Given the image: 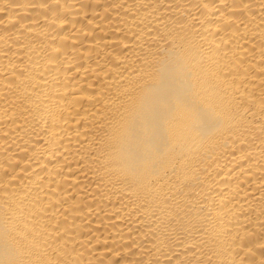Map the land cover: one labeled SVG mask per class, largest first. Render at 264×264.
<instances>
[{
  "label": "bare ground",
  "instance_id": "1",
  "mask_svg": "<svg viewBox=\"0 0 264 264\" xmlns=\"http://www.w3.org/2000/svg\"><path fill=\"white\" fill-rule=\"evenodd\" d=\"M0 264H264V0H0Z\"/></svg>",
  "mask_w": 264,
  "mask_h": 264
}]
</instances>
